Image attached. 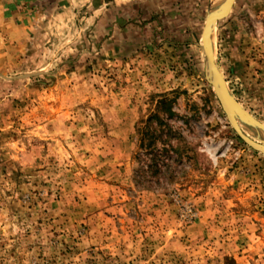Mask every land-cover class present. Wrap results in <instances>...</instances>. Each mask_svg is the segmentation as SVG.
<instances>
[{
	"label": "rangeland",
	"instance_id": "obj_1",
	"mask_svg": "<svg viewBox=\"0 0 264 264\" xmlns=\"http://www.w3.org/2000/svg\"><path fill=\"white\" fill-rule=\"evenodd\" d=\"M61 3L0 0V264H264V154L208 82L212 0ZM214 25L221 72L264 132V0ZM156 113L185 157L144 187L137 130Z\"/></svg>",
	"mask_w": 264,
	"mask_h": 264
},
{
	"label": "trees",
	"instance_id": "obj_2",
	"mask_svg": "<svg viewBox=\"0 0 264 264\" xmlns=\"http://www.w3.org/2000/svg\"><path fill=\"white\" fill-rule=\"evenodd\" d=\"M157 110L171 112V102L162 100ZM137 132L138 151L135 157L139 165L135 175L137 184L146 187L152 179H160L164 170L173 176L175 173L173 154H176L178 160L185 157V152L178 147L183 138L174 134L157 113L142 121Z\"/></svg>",
	"mask_w": 264,
	"mask_h": 264
},
{
	"label": "water",
	"instance_id": "obj_3",
	"mask_svg": "<svg viewBox=\"0 0 264 264\" xmlns=\"http://www.w3.org/2000/svg\"><path fill=\"white\" fill-rule=\"evenodd\" d=\"M235 3V0H225L224 2H217L211 4L207 11L206 22L203 30V38L205 41V53H206V70L207 79L211 86L214 88L216 95L225 111L228 120L234 130L237 132L239 137L252 149L264 154V132L257 131L254 126H256L248 116L244 115L241 110L240 104L236 100L234 94L232 93L228 83L226 82L221 69L218 64V57L215 53L214 44V34H213V20H216L221 13L229 12ZM215 26V25H214ZM230 109L231 112H237L240 116L241 123L237 124L231 117V113L227 111ZM247 114V113H246ZM241 125L245 128L251 130L253 134L259 138L262 144L254 142L251 140L242 130ZM257 127V126H256Z\"/></svg>",
	"mask_w": 264,
	"mask_h": 264
},
{
	"label": "crops",
	"instance_id": "obj_4",
	"mask_svg": "<svg viewBox=\"0 0 264 264\" xmlns=\"http://www.w3.org/2000/svg\"><path fill=\"white\" fill-rule=\"evenodd\" d=\"M52 1V0H49ZM61 1H65V3H61L62 5H59V7L61 8L60 10L66 9V8H71L72 6H76L79 5L80 6H84V7H91V6H98V8L101 7H115L116 9L119 8H124L125 6H128L135 2H140L142 0H87L86 3L83 2V0H61ZM13 14V13H12ZM14 16V14H13ZM11 17V19L9 20L11 23L14 22L15 25V17ZM119 19H115V21H118ZM13 21V22H12Z\"/></svg>",
	"mask_w": 264,
	"mask_h": 264
},
{
	"label": "bare ground",
	"instance_id": "obj_5",
	"mask_svg": "<svg viewBox=\"0 0 264 264\" xmlns=\"http://www.w3.org/2000/svg\"><path fill=\"white\" fill-rule=\"evenodd\" d=\"M225 0H212V4H214V3H217V2H224ZM214 22H215V20H213V27H214ZM213 34H214V28H213ZM227 111H229V113H231V117H232V119L234 120V122L235 123H237V124H240L241 123V119H240V116H239V114L237 113V112H231V110L229 109L228 110V108H227ZM244 113V112H243ZM245 115V114H244ZM246 116V115H245ZM247 117V116H246ZM248 119V118H247ZM255 127V126H254ZM255 129L257 130V131H260V132H262L263 133V130H260V129H258V128H256L255 127ZM244 132V131H243ZM245 133V132H244ZM246 134V133H245ZM247 135V134H246ZM248 136V135H247ZM249 137V136H248ZM250 138V137H249ZM251 139V138H250ZM252 140V139H251ZM254 141V140H253ZM254 142H256V141H254ZM258 143V142H257ZM261 144V143H260Z\"/></svg>",
	"mask_w": 264,
	"mask_h": 264
}]
</instances>
